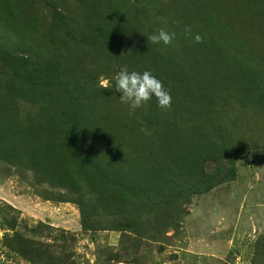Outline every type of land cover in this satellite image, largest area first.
Listing matches in <instances>:
<instances>
[{
	"label": "rangeland",
	"instance_id": "1",
	"mask_svg": "<svg viewBox=\"0 0 264 264\" xmlns=\"http://www.w3.org/2000/svg\"><path fill=\"white\" fill-rule=\"evenodd\" d=\"M122 68L171 106L130 111ZM56 111L87 138L40 148L45 174L0 161V264H264V0H0V118ZM116 170L125 202L98 186Z\"/></svg>",
	"mask_w": 264,
	"mask_h": 264
},
{
	"label": "trees",
	"instance_id": "2",
	"mask_svg": "<svg viewBox=\"0 0 264 264\" xmlns=\"http://www.w3.org/2000/svg\"><path fill=\"white\" fill-rule=\"evenodd\" d=\"M214 55H216V51ZM10 61L17 66L15 72L17 76H14L18 79L19 74H21L20 80H22V76H24V80L28 81L26 73H29L28 66L31 65V60H27V56L26 58H20L16 54H7L4 58V62ZM46 86L50 87V84ZM80 111L83 112V115H87V112H85V105L81 104ZM59 116V111L54 112L51 116L46 115V117H43L40 115L39 119L35 118V123L33 124L34 128L31 130V133L29 132L27 135L9 131L10 120L13 118H0V161L16 166L22 163L24 167L28 168L25 170H31L35 175L45 174L43 171V169H45V163H42L43 154L40 153V148L42 150V147H44V150H46L44 153L50 156L47 158V161L50 162L52 158H61L64 155L63 152L68 151L64 149L66 146L64 141L68 142V140H70L77 144L87 138L85 135H81L82 133H75V128H72L69 135L62 132L63 119L58 120ZM74 124L75 123H72L71 125L74 126ZM83 125L77 124L75 126L81 127ZM99 166H102L104 169V173H101V175H105L106 169L109 167L115 169L119 168L115 166V161H100ZM115 172L113 176H101L98 186L103 190H105V188H113V190L116 191L114 194L124 197L123 202H125V189L128 181L126 178H120V176H118V173H120L119 171L117 172L116 170ZM164 179L165 175L163 176L161 174L158 181ZM164 183L167 184L168 182Z\"/></svg>",
	"mask_w": 264,
	"mask_h": 264
},
{
	"label": "clouds",
	"instance_id": "3",
	"mask_svg": "<svg viewBox=\"0 0 264 264\" xmlns=\"http://www.w3.org/2000/svg\"><path fill=\"white\" fill-rule=\"evenodd\" d=\"M191 29L185 28V32ZM148 43L164 45L171 44L174 34H170L164 29H160L158 33L147 36ZM196 43L201 42L199 34L193 37ZM113 87L115 93L119 94L121 103L128 105L130 111H134L146 105L151 99L155 98L157 106L161 109H167L171 106L170 92L164 88L162 82L157 79L150 71H129L122 68L113 77ZM107 86V82H105Z\"/></svg>",
	"mask_w": 264,
	"mask_h": 264
}]
</instances>
